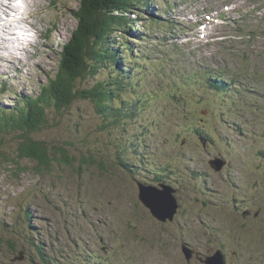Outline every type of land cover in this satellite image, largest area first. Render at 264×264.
Wrapping results in <instances>:
<instances>
[{
	"label": "rangeland",
	"instance_id": "374dc122",
	"mask_svg": "<svg viewBox=\"0 0 264 264\" xmlns=\"http://www.w3.org/2000/svg\"><path fill=\"white\" fill-rule=\"evenodd\" d=\"M81 2L0 0V108L56 76ZM211 10L223 23L202 39ZM130 19L127 42L108 40L129 48L120 60L132 79L115 73L126 87L116 104L130 114L105 117L89 100L48 111L32 135L49 147L48 170L19 159L23 133L2 135L0 264H201L183 246L264 264V0H150ZM101 72L81 89L114 81ZM141 184L175 189L173 221L151 213ZM239 247L246 255L231 254Z\"/></svg>",
	"mask_w": 264,
	"mask_h": 264
},
{
	"label": "trees",
	"instance_id": "16d2710c",
	"mask_svg": "<svg viewBox=\"0 0 264 264\" xmlns=\"http://www.w3.org/2000/svg\"><path fill=\"white\" fill-rule=\"evenodd\" d=\"M149 2L150 0H82L80 7L74 11V17L78 21L77 28L64 46L56 76L50 78L47 85L40 86L37 93L21 96L14 109L7 111L6 108H0V139L5 131L23 133L21 138L24 142L18 150L19 159L35 161L45 170L51 166L47 143L32 138V135L41 131L47 124L50 110L62 113L77 101L89 100L97 105V111L105 114V117L116 113L117 121L123 118L124 114L132 112L125 111L128 102L116 104L122 93H125L126 87L124 88L122 78H117L115 71L117 70L127 83V80L132 79L131 72L120 60L121 57L125 59L124 50L129 48L111 50L108 40L115 32H120L125 35L122 37L123 42H127L129 30H134L136 22L132 21L130 16L138 6L143 4V7H146ZM111 44L113 45V41ZM101 68L108 70L114 81L111 79L108 83H97L92 89H81V82L96 78L102 73ZM211 84L214 87L216 83ZM215 87L222 92L225 89V86ZM112 99L115 100L116 107H113ZM199 133L200 140L203 139L207 143V136ZM18 258L19 256L15 260L18 261Z\"/></svg>",
	"mask_w": 264,
	"mask_h": 264
},
{
	"label": "water",
	"instance_id": "95a60500",
	"mask_svg": "<svg viewBox=\"0 0 264 264\" xmlns=\"http://www.w3.org/2000/svg\"><path fill=\"white\" fill-rule=\"evenodd\" d=\"M203 144L206 143L205 140H201ZM213 165L212 168L221 170L227 163L224 160H220L217 157L210 161ZM142 196L140 197L145 206L151 211V213L160 221H173L174 216L177 215L179 204L175 198V189L171 186L168 190V195L171 198V209L167 211L165 206L162 205L163 199L167 197V192H159L157 188L152 186L140 185ZM141 195V193H140ZM168 198V197H167ZM166 200V199H165ZM183 254L186 260L190 263L194 257H196L201 264H226L225 254L222 250H218L215 254L209 255L207 257L202 256L200 253H197L196 250L192 249L189 246H183ZM19 261L24 260L23 253H21ZM17 260H14L16 262Z\"/></svg>",
	"mask_w": 264,
	"mask_h": 264
},
{
	"label": "flooded vegetation",
	"instance_id": "af4514ba",
	"mask_svg": "<svg viewBox=\"0 0 264 264\" xmlns=\"http://www.w3.org/2000/svg\"><path fill=\"white\" fill-rule=\"evenodd\" d=\"M179 211V210H178ZM178 213V212H177ZM240 225V224H239ZM240 228H241V230H239L238 228L236 229L237 231H239V232H242V230L244 229V227H242L241 225H240ZM231 229H234L233 227H229V229L228 230H231ZM226 235L228 236V238L230 239V237H229V235L226 233ZM230 240H232V239H230ZM236 243L238 242V241H236V240H234ZM238 243H240V242H238ZM239 249V250H238ZM237 250H234V251H231V254L232 255H235V256H237V257H239L238 256V252H240V251H242L245 255H246V252H245V250H244V248H238ZM248 256L249 257H251L249 254H248ZM196 258V257H195ZM252 258V257H251ZM197 259V258H196ZM198 260V259H197ZM254 260V259H253ZM187 261V260H186ZM199 261V260H198ZM255 261V260H254ZM188 262V261H187ZM192 262V261H191ZM189 263V262H188Z\"/></svg>",
	"mask_w": 264,
	"mask_h": 264
},
{
	"label": "bare ground",
	"instance_id": "6f19581e",
	"mask_svg": "<svg viewBox=\"0 0 264 264\" xmlns=\"http://www.w3.org/2000/svg\"><path fill=\"white\" fill-rule=\"evenodd\" d=\"M20 29H21V28H19V30H20ZM150 186L157 188V187L154 186V185H150ZM139 187H140V186H139ZM161 187H162V186H161ZM163 188H164V190H162V188H161V189H160V188H157L156 190H158L159 192H163V191H164V192H167V197L170 198V196L168 195V190H169V189L166 188V187H163ZM140 190H141V187H140ZM142 192H143V191H142ZM167 197H166V198H167Z\"/></svg>",
	"mask_w": 264,
	"mask_h": 264
}]
</instances>
